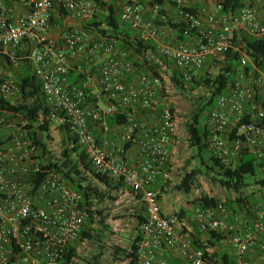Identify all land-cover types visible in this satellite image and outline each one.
<instances>
[{
    "label": "built area",
    "instance_id": "2783aa9c",
    "mask_svg": "<svg viewBox=\"0 0 264 264\" xmlns=\"http://www.w3.org/2000/svg\"><path fill=\"white\" fill-rule=\"evenodd\" d=\"M152 1L118 0L121 22L143 41L154 43L184 81H191L213 59L240 54L234 83L218 97L206 121L209 148L226 166L236 165L243 155L263 159L264 72L255 66L246 71L250 56L237 42L243 34L264 39V0H246L242 9L225 14L213 0L200 9L205 0H166L155 6ZM56 9L64 22L53 25ZM96 14L95 0H0V57L9 58L15 68L30 61L51 119L70 127L95 173L140 192L146 216L136 264H211L195 241L205 242L212 233L231 246L238 264H252V253L264 255V203L248 206L239 215L220 203L197 210L194 222L185 224L164 213L161 190L152 187L159 180L173 181L178 90L168 65L159 64L158 74L139 72L116 43L97 39L83 27ZM160 19L183 26L187 42H178L175 31L158 24ZM52 30L65 49L49 37ZM23 47L29 49L26 57L19 55ZM82 52L87 70L82 64L77 70L85 79L72 85L70 54ZM102 57L107 61L95 64ZM88 92L95 103L89 104ZM0 95L11 101L21 96V88L13 79L5 80L2 72ZM114 117L125 124L110 126L108 119ZM27 126L21 115L0 111V264H63L88 227L89 216L82 208L83 195L61 174L43 173Z\"/></svg>",
    "mask_w": 264,
    "mask_h": 264
},
{
    "label": "trees",
    "instance_id": "16d2710c",
    "mask_svg": "<svg viewBox=\"0 0 264 264\" xmlns=\"http://www.w3.org/2000/svg\"><path fill=\"white\" fill-rule=\"evenodd\" d=\"M97 3V14L94 21L84 24L83 27L96 35L97 39H102L107 43H116L119 49L128 54V61H131L139 72L146 74H158L159 64L169 66L171 71V81L176 90L187 97H190L198 89L210 91L207 98L200 97L196 100V109L185 123L189 135V147L194 151L192 161L200 160L201 166L211 172L215 171L219 177V182L228 192L233 194L225 202L203 195L195 201L197 210L212 209L220 203L236 215L247 211V207L252 208V201H255L256 194H247L252 187V183L247 182V177H257L254 181L259 188L258 192L264 196V158L257 159L252 155H243L236 165L226 166L217 158L214 151L210 150V134L206 127V121L211 110L214 108L219 96L224 94L231 84L240 68L241 56L239 53H229L223 59H213L193 77L191 81H184L181 71L168 58L161 56L154 43L143 41L139 35L129 26L121 22V9L118 0H95ZM166 0H153L152 4L164 5ZM214 4L223 6V13L234 12L242 9L246 5V0H213ZM212 5L205 0L200 3L198 9ZM198 10H195V12ZM61 24V18L52 17V24ZM158 24L176 32L177 40L181 43L187 42L185 28L168 21L158 20ZM238 46L246 49L249 53L251 63L246 71L250 72L254 66L264 72V39H253L243 34L242 39L237 42ZM19 55H21L19 53ZM7 58V57H6ZM9 64H12L7 58ZM23 70L21 73L13 75L15 83L21 88V96L16 101L6 100L0 95V111L14 115H21L28 121V130L31 140L37 146L42 159L43 173L55 171L62 175L64 181L76 192L83 195L82 208L88 213V227L83 231L77 244L70 247L65 256L63 264H77L80 259V246L85 242L94 243L98 246V252L86 261V264H107L105 259L104 236L106 232H111L108 224L110 215L108 206L118 201L120 193L128 192L138 202L141 194L138 191L128 190L119 181H115L105 176L95 173L91 162L79 144L77 137L68 125L59 126L61 143L59 152L53 150L55 138L52 133L54 121L51 119V108L47 105L42 84L35 74L30 72L31 63L28 60L21 62ZM11 66V65H10ZM84 71L87 65L82 64ZM13 67V66H11ZM15 68V67H14ZM215 69L219 72L214 76ZM5 80L9 76H2ZM85 76L77 70L71 71L70 82L72 85H81ZM89 104L96 102L90 95ZM176 110V107L173 106ZM108 124L118 127L125 124V120L119 117L109 118ZM130 147V146H128ZM201 170H193L186 174L178 189L186 195H191L196 185ZM153 190H157L155 186ZM163 190L160 193L162 200ZM141 203V202H140ZM142 205V204H141ZM143 207V206H142ZM136 221L135 236L132 238L128 248L110 247V254L119 264H136L139 259V244L141 241L140 226L145 221V210L136 208L131 215ZM176 217L182 222L193 223V218L185 208H182ZM223 237L216 233L211 234L205 242L195 241L196 247L204 250L206 258L211 264H238L234 254L225 250L222 243ZM174 264H177L176 262Z\"/></svg>",
    "mask_w": 264,
    "mask_h": 264
},
{
    "label": "rangeland",
    "instance_id": "374dc122",
    "mask_svg": "<svg viewBox=\"0 0 264 264\" xmlns=\"http://www.w3.org/2000/svg\"><path fill=\"white\" fill-rule=\"evenodd\" d=\"M63 23V22H62ZM171 41H174L175 38L170 37ZM6 70L2 73V76H7V73H18L15 69L6 62ZM219 72V69H215L212 73L214 76ZM180 93V94H179ZM210 95V91L206 89H198L190 97L185 96L181 92L177 91V94L174 96V103L177 109L178 114V144L176 145L175 153L173 154L175 169L173 172V181L169 182V186L172 187V194H163V203L167 207H174L175 209H181L180 200H183V203H187L190 206L188 210L189 215L193 218L197 212L198 207L195 204L197 199H200L203 195L209 197H214L221 202H225L228 198H232L233 194L228 192L219 182V177L216 172H211L204 166H201L200 160L192 161V156L195 154L194 151L189 147V135L186 130L185 123L189 120L190 115L196 109V100H200V97L207 98ZM55 142L53 144V150L59 152L61 136L59 131V126L54 123L52 129ZM201 170V173L198 176L196 185L191 195H186L178 189V186L182 183L186 174L192 172L193 170ZM260 176L247 177V182L252 183V187L247 191V194L255 193V201H252V204L264 203V196L262 193L258 192L259 188L255 186L254 181ZM134 206V202L131 199V196L128 192L120 193L118 196V201L114 204L108 206V214L110 215L108 224L111 226L112 231L106 232L104 236V245L107 250L105 251V259L107 264H119L113 260L112 255L110 254V247L116 246L121 248H128L129 244L135 236V227L136 221L131 216ZM225 250L234 254L231 250L229 244H225ZM98 246L94 243L85 242L80 246V259L77 261V264H86V261L89 260L92 255L97 253Z\"/></svg>",
    "mask_w": 264,
    "mask_h": 264
},
{
    "label": "crops",
    "instance_id": "0c3cea01",
    "mask_svg": "<svg viewBox=\"0 0 264 264\" xmlns=\"http://www.w3.org/2000/svg\"><path fill=\"white\" fill-rule=\"evenodd\" d=\"M105 1H107V0H105ZM60 14H61V11L59 9H56L53 16L55 18H59ZM61 20H62V22H64L63 19H61ZM170 34L172 35V32H170ZM173 35L175 36V34H173ZM49 37H51L52 39H55L58 42V45L61 46L63 49H65L64 44L61 42V40L59 38V34L57 32H55V30H52L49 33ZM20 54H21V56L26 57L29 54L28 47H23L20 50ZM70 58H71V64L73 65V68H75L79 64H86L88 61L86 59V53L85 52L77 53L75 55L70 54ZM106 61H107V57H102L100 60L96 61L95 64H104ZM6 62H8V61H7V58L5 56L0 57V72H2V73L7 68ZM12 69H15L18 73H21L25 69L29 70L28 68L24 69L22 65L19 68L12 67ZM30 72L32 73V67L30 69ZM7 76H9L10 78H13V73H7ZM175 149H176V147H174V149H173L174 153H175ZM131 158L135 160V148H132V150H131ZM174 163L175 162L173 161L172 170L175 169ZM155 187L157 189H160L161 192L163 190V193H165V194H169V195L172 194V187L169 186V183H165L162 180H159L158 184H156ZM130 196H131L132 201L134 202V206L132 207V209L135 210L136 208H138L139 210H142L143 207H142L141 203L138 202L132 195H130ZM180 201H181L180 204H181L182 208H185V210L188 211L190 209V206L187 203L186 204L183 203V200H180ZM162 208H163L164 213L168 216H176V214L182 209V208L181 209H175L174 207H167L163 203V197H162ZM183 224H185V223H183ZM250 259L252 261V264H264V255L259 251L252 253V255L250 256ZM175 262L177 264H179V262H177V261H175Z\"/></svg>",
    "mask_w": 264,
    "mask_h": 264
}]
</instances>
